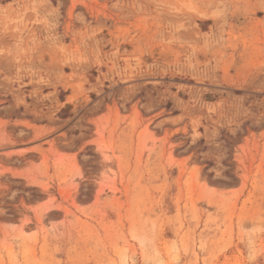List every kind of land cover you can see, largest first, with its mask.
I'll return each mask as SVG.
<instances>
[{
	"label": "rangeland",
	"instance_id": "374dc122",
	"mask_svg": "<svg viewBox=\"0 0 264 264\" xmlns=\"http://www.w3.org/2000/svg\"><path fill=\"white\" fill-rule=\"evenodd\" d=\"M0 264H264V0H0Z\"/></svg>",
	"mask_w": 264,
	"mask_h": 264
},
{
	"label": "crops",
	"instance_id": "0c3cea01",
	"mask_svg": "<svg viewBox=\"0 0 264 264\" xmlns=\"http://www.w3.org/2000/svg\"><path fill=\"white\" fill-rule=\"evenodd\" d=\"M198 21H201V18H198ZM198 21H195V24H196V28L200 30L201 28H200V26L198 24Z\"/></svg>",
	"mask_w": 264,
	"mask_h": 264
}]
</instances>
